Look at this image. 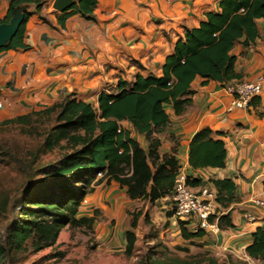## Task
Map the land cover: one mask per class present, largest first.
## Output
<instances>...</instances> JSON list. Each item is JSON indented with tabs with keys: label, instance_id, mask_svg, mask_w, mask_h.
Here are the masks:
<instances>
[{
	"label": "trees",
	"instance_id": "1",
	"mask_svg": "<svg viewBox=\"0 0 264 264\" xmlns=\"http://www.w3.org/2000/svg\"><path fill=\"white\" fill-rule=\"evenodd\" d=\"M46 0H9L5 18L8 22L15 9L25 3L34 4L39 13ZM97 0H80L58 18L63 28L65 20L79 14L91 20ZM30 13L17 33L2 50L28 49L24 43L25 24ZM42 18L44 21L45 19ZM264 19V0H218L217 10L205 14L200 24L186 29L184 37L174 47L162 66L161 76L137 75L133 83L119 80L116 93L100 92L97 105L77 100L72 95L61 102L45 108V114H56V125L47 133L44 148L60 146L66 152L60 161L50 167L43 176L45 189L38 192L43 181L29 184L34 174L33 161L11 156L26 182L22 191V205L4 229L3 245H0V264H6L16 255L37 253L52 247L65 226L91 229L94 216H79L85 196L93 192L96 185L111 181L125 188L130 200L147 199L150 202L172 194L174 178L180 167L174 155L158 154L159 140L152 135L160 133L170 123L166 110L182 115L191 103L194 93L191 85L197 78L221 84L238 80L241 75L235 70L236 57L232 49L237 43L252 44L258 37L257 20ZM17 121L25 123V117ZM127 123L128 127L123 126ZM132 131L146 139L147 149L134 138ZM227 151L222 140L213 139L208 128L196 132L189 144L188 165L192 171L225 167ZM98 174L100 176L98 177ZM85 179L84 182H79ZM216 191V203L227 208L238 202L236 186L230 179H210ZM83 186L93 185L86 191ZM187 183L198 187L204 183L201 177L193 178L187 173ZM78 184V186H76ZM231 210L218 218L217 226L233 227ZM211 221V220H210ZM181 222L180 231L189 244L201 238L203 231H188ZM134 217L131 227L135 228ZM125 252L131 254L136 241L133 232L125 233ZM188 253V249L179 248ZM246 255L253 261L264 264V230L252 234V243L245 248ZM142 264H240L231 258L220 263L208 252L185 258L168 257Z\"/></svg>",
	"mask_w": 264,
	"mask_h": 264
},
{
	"label": "crops",
	"instance_id": "2",
	"mask_svg": "<svg viewBox=\"0 0 264 264\" xmlns=\"http://www.w3.org/2000/svg\"><path fill=\"white\" fill-rule=\"evenodd\" d=\"M8 2L0 0V21L7 14ZM53 2L46 0L39 13L30 3L15 9L30 13L23 38L29 48L0 51V123L45 109L70 95L96 106L100 92L116 93L119 80L133 83L137 75L159 78L165 59L185 30L197 27L206 13L216 11L218 0H97L91 20L73 14L63 28L58 18L69 8L57 11ZM256 24L255 41L248 46L237 43L232 49L235 70L241 75L238 80L264 74V19ZM232 82L194 80L186 111L176 116L168 108L170 123L152 136L160 142L159 156L174 155L192 177L204 175L209 180L230 179L234 183L238 202L227 208L216 203L219 217L231 210L233 227L217 226V231L195 239H202L209 250L234 255L239 251L245 257L252 234L264 230V209L251 202L264 192V93L254 98L248 109L228 111L232 96L226 87ZM204 128L225 144L223 169H189L190 141ZM132 135L147 148L142 136L134 131ZM105 185L119 191L127 204L139 201L130 200L114 181ZM184 227L194 231L188 222Z\"/></svg>",
	"mask_w": 264,
	"mask_h": 264
},
{
	"label": "rangeland",
	"instance_id": "3",
	"mask_svg": "<svg viewBox=\"0 0 264 264\" xmlns=\"http://www.w3.org/2000/svg\"><path fill=\"white\" fill-rule=\"evenodd\" d=\"M43 110L18 116L25 117V123L18 122V117L0 123L1 246L3 245L5 226L22 205V191L26 182L11 156L33 161L31 171L34 176L29 179L28 183L43 181L42 185L37 187L38 192L42 193L45 189V179L50 178L46 175L43 176V173L48 172L51 166L56 165L63 153L66 152L59 145L52 150L44 148L47 133L56 125V114H45L42 112ZM123 126L128 127L126 124ZM144 142L146 139L142 141V143ZM145 145L148 146V143L146 142ZM84 181L85 179H82L79 182ZM79 184L86 191L93 185V183L88 186ZM207 184L209 185V183ZM104 185L102 188H96L95 185L93 192L85 196L78 214L86 217L94 216L95 221L91 229L85 226H65L60 230L58 239L52 247L37 253L28 251L25 254L16 255L5 260L6 264H142L148 258L152 260L176 256L185 258L189 254L196 255L203 252H208L220 263L231 258L232 261L240 264H260L251 260L246 253L244 257L239 251L234 252V255L225 251L209 250L204 247L202 239H195L190 245V241H186L180 231L183 221L174 217L173 202L170 196L165 200L150 202L147 199H141L127 204V202H123L119 191H113ZM208 185L207 187L211 188ZM116 200L118 203L114 205ZM134 217L136 226L132 228L131 223ZM218 218L216 211L211 222L218 223ZM187 229L191 231L192 228ZM126 232H133L136 238L131 254L125 252L124 236ZM208 232L212 231L203 233L205 235ZM179 248L188 249V253L179 250Z\"/></svg>",
	"mask_w": 264,
	"mask_h": 264
},
{
	"label": "built area",
	"instance_id": "4",
	"mask_svg": "<svg viewBox=\"0 0 264 264\" xmlns=\"http://www.w3.org/2000/svg\"><path fill=\"white\" fill-rule=\"evenodd\" d=\"M226 91L232 96L228 111L248 109L251 101L264 93V74L252 80L232 82L226 87ZM200 177L204 183L198 187H191L187 183L186 171L181 165L178 168L170 195L174 217L184 223H193L194 231L215 232L217 223H212L210 220L216 214V191L213 186L207 187L209 179L204 175H200ZM251 202L254 206L264 209V192L261 196L254 197ZM245 217L250 218L247 215Z\"/></svg>",
	"mask_w": 264,
	"mask_h": 264
},
{
	"label": "water",
	"instance_id": "5",
	"mask_svg": "<svg viewBox=\"0 0 264 264\" xmlns=\"http://www.w3.org/2000/svg\"><path fill=\"white\" fill-rule=\"evenodd\" d=\"M77 0H54L53 9L63 12L70 8ZM24 20L21 9L15 10L8 22L0 23V49L4 48L17 33Z\"/></svg>",
	"mask_w": 264,
	"mask_h": 264
}]
</instances>
